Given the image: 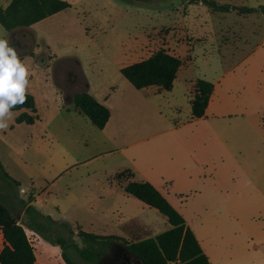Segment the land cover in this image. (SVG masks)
Returning a JSON list of instances; mask_svg holds the SVG:
<instances>
[{
    "label": "rangeland",
    "instance_id": "374dc122",
    "mask_svg": "<svg viewBox=\"0 0 264 264\" xmlns=\"http://www.w3.org/2000/svg\"><path fill=\"white\" fill-rule=\"evenodd\" d=\"M69 1L71 8L35 23L32 28L8 32L0 24V39L7 40L22 60L28 58L30 86L35 87L40 106V120L33 127L23 124L26 126L11 130L17 115L13 111L15 115L9 127L0 131V165L12 179L0 172V197L12 206L31 237L37 264H68L63 256L64 247L58 241L60 237L70 245L69 258L83 262L78 248L90 243L79 235L80 230L101 235L115 233L114 223L128 210L137 216L139 223L147 218L154 224L153 231H138L140 235L128 238L130 241L142 240L147 234L156 235L171 227L159 210L145 206L121 190L119 186L124 187L131 180L128 175L121 176L118 172L109 179L116 187L107 184L106 171L119 168L122 159L119 154H107L112 144L99 142L93 136L92 127L97 128L90 119L68 103L74 90L70 82L79 78V83L91 84V94L100 101L109 97L112 105L120 106L127 99L133 104L131 101L141 92L123 76L121 66L146 59L160 49L172 51L170 40L194 44L205 38L215 49L238 46L245 56L264 39V12L241 11L243 7L259 9L264 6V0H215L233 5L228 11L214 10L190 0ZM10 2L1 0L0 4ZM137 47L141 51L127 61L125 54ZM232 58L227 54L222 61H210L208 56L200 55L181 67L175 99H171L178 100L181 109H169L166 100L164 126L156 137L162 143L165 162L168 153L182 149L185 144L182 137L203 126L189 123L192 111L185 99L191 96L192 83L216 78L237 64ZM180 84L191 86L190 91L181 89ZM125 96L128 98L119 102ZM114 111L119 112V108L114 107ZM130 111L127 108V114ZM143 119L140 114L128 115L132 122ZM230 145L218 140L207 143L213 158H218V166L225 162L238 167L241 151L236 152ZM210 172L202 174L200 184L207 182L204 177H209ZM252 178L255 179L237 171L227 179L230 185L244 187V197L248 199L238 207L239 218L221 223L222 237L208 239L222 264H264V192L252 184ZM168 183L169 187L173 185L172 180ZM31 196L36 199L34 206L53 219L44 221L46 229L42 231L29 224L25 203ZM185 199L191 198L186 195ZM171 200L178 203L174 198ZM111 252L112 247L105 249L100 261L108 259ZM131 256L134 264H144Z\"/></svg>",
    "mask_w": 264,
    "mask_h": 264
},
{
    "label": "crops",
    "instance_id": "0c3cea01",
    "mask_svg": "<svg viewBox=\"0 0 264 264\" xmlns=\"http://www.w3.org/2000/svg\"><path fill=\"white\" fill-rule=\"evenodd\" d=\"M199 3L202 4V2ZM8 5L9 3L2 6L5 8ZM207 40L202 38L194 44L184 40H170L169 46L172 51H167L180 57L183 60V65L188 60L196 59L200 55L208 56L210 61L213 59L222 61L221 58L226 57L227 54L233 56L231 60L237 61V64L225 72L222 71L216 78H206V80L214 83V91L206 109V114L202 118L191 117L189 122L202 124L203 126L192 135L182 137L181 141L185 143L182 149H179L178 152H172L171 155L168 153L166 162L164 161L165 155L162 153L164 152L162 143L158 142L156 137L162 133L164 126V104H166V100L169 109H181L178 100H171L175 99L174 94L179 82V73L171 91L163 90L159 86L138 89L141 94H138L136 99L131 101L133 104H130V99L121 101L122 98H128L125 96L119 98V102L121 101L120 106H118V103L115 105L109 103V97L101 100L110 108L111 117L104 129H98L92 123L97 128L96 130L92 127V132H94L93 136L98 137L99 142L112 144V149L107 154H119L122 159L119 168L106 171L107 184L116 187V183L109 180L110 177L126 170H130L135 174L131 177V180L150 181L183 214L187 224L195 232L202 248L209 256L211 264H222L223 262L221 263L214 255L208 239L211 236L222 237L223 227L221 223L229 218H239L241 211L238 207H241L244 200L248 199L244 197V187L237 184V186L230 185L227 183V179L236 174L237 171L245 175H252L255 178L251 179L252 184H257L258 189L264 192V39L261 40L252 53L245 56L241 55L242 49L238 46L232 49H215L212 44H209V41L206 42ZM141 49L137 47L132 49V52L125 54L127 61L132 56L137 55ZM125 66L127 65H122L120 69ZM195 83H192V89L189 85H179L186 92L191 89V96H187L185 99L191 111L192 90ZM70 87H72V90L74 89L71 92L72 101L68 102L67 99L66 101L73 105V95L75 93L80 91L92 92L91 84L83 85L75 81L70 82ZM128 88L131 90L129 86ZM28 92L34 94L39 114L40 106L35 87L30 86ZM114 107H118L119 112L116 113ZM127 108L131 110L129 114H140L144 116V119L135 122L129 121ZM22 111L24 110L14 111L17 113L16 117ZM16 117L15 125H12L11 130L27 124L17 123ZM35 124L27 125L33 127ZM158 131L160 133L157 135ZM146 137H150L153 141L148 140ZM216 140L227 145L231 143L229 146L231 149L236 152L241 151V160L237 165L238 167L225 164V162L218 166V158H213V151L207 147V143ZM214 163L215 165L209 168ZM207 170L211 171L209 177H204L207 182L200 184L202 174H205ZM169 180L173 182L170 187ZM232 186L233 188H231ZM119 187L125 192L124 187H121V185ZM186 195L191 199H185ZM172 198L178 200L179 204L172 202ZM35 201L36 199L30 204L35 205ZM103 204L106 203H101V205ZM143 204L145 203L143 202ZM145 206L148 205L145 204ZM125 212L126 214H120L121 218H118L114 223L115 233L112 232L109 235L128 239L139 236L138 231L139 233L141 231H153L154 224L147 218L139 223L136 215L129 210ZM147 235V238H149L158 234ZM0 238L2 241L1 252L4 247L1 231Z\"/></svg>",
    "mask_w": 264,
    "mask_h": 264
},
{
    "label": "trees",
    "instance_id": "16d2710c",
    "mask_svg": "<svg viewBox=\"0 0 264 264\" xmlns=\"http://www.w3.org/2000/svg\"><path fill=\"white\" fill-rule=\"evenodd\" d=\"M202 2L214 10L228 11L233 5L220 4L215 0H191ZM1 2V0H0ZM68 0H11L7 7L0 4V24L8 31L15 32L21 28L31 27L35 23L71 8ZM243 13L263 11L261 8L241 9ZM183 60L165 49H160L146 59L127 65L121 69L123 76L137 89L149 86H159L163 90L171 91L174 87ZM79 82V78L76 80ZM214 83L206 79H198L193 88L192 117L202 118L206 114ZM73 103L99 129H104L111 117L110 108L99 101L88 91H80L73 95ZM16 117L17 123L35 124L40 116L34 94L27 92V101L18 105L12 111H21ZM0 165V172L7 179H11ZM135 174L126 170L119 175ZM12 180V179H11ZM16 182V181H15ZM12 184V183H10ZM14 185V184H13ZM124 190L138 200L152 208H156L169 221L170 228L160 234L142 240L130 241L116 235H99L80 230L82 236L90 246L78 248L85 259L83 262H74L67 255L70 247L63 238L58 241L64 247L63 256L68 264H99L100 255L108 247L121 245L131 254L142 260L144 264H169L180 261L181 264H211L195 232L187 224L183 214L168 200V198L150 181L129 180ZM26 202V212L29 224L42 231L46 229L44 221H53L50 215H45L33 204L34 197ZM0 231L4 239V247L0 252V264H36V248L26 228L14 212L12 206L0 197Z\"/></svg>",
    "mask_w": 264,
    "mask_h": 264
},
{
    "label": "clouds",
    "instance_id": "9594fccd",
    "mask_svg": "<svg viewBox=\"0 0 264 264\" xmlns=\"http://www.w3.org/2000/svg\"><path fill=\"white\" fill-rule=\"evenodd\" d=\"M28 58L23 60L5 39H0V131L14 118L12 109L24 105L30 87Z\"/></svg>",
    "mask_w": 264,
    "mask_h": 264
},
{
    "label": "flooded vegetation",
    "instance_id": "af4514ba",
    "mask_svg": "<svg viewBox=\"0 0 264 264\" xmlns=\"http://www.w3.org/2000/svg\"><path fill=\"white\" fill-rule=\"evenodd\" d=\"M127 251H125V247L122 246H114L112 247V252L110 253V257L104 259L103 261H99V264H121V262L125 261V255ZM132 259V254H129ZM133 261V259H132Z\"/></svg>",
    "mask_w": 264,
    "mask_h": 264
},
{
    "label": "water",
    "instance_id": "95a60500",
    "mask_svg": "<svg viewBox=\"0 0 264 264\" xmlns=\"http://www.w3.org/2000/svg\"><path fill=\"white\" fill-rule=\"evenodd\" d=\"M125 251H127V254L125 255V261L121 262V264H134V262L132 261L131 257H130V251L125 248ZM139 261H142L141 259H139Z\"/></svg>",
    "mask_w": 264,
    "mask_h": 264
},
{
    "label": "built area",
    "instance_id": "2783aa9c",
    "mask_svg": "<svg viewBox=\"0 0 264 264\" xmlns=\"http://www.w3.org/2000/svg\"><path fill=\"white\" fill-rule=\"evenodd\" d=\"M169 264H181L180 261H173V262H170Z\"/></svg>",
    "mask_w": 264,
    "mask_h": 264
}]
</instances>
